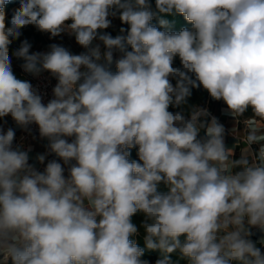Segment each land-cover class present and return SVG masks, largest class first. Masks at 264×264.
Here are the masks:
<instances>
[{"label": "clouds", "instance_id": "1", "mask_svg": "<svg viewBox=\"0 0 264 264\" xmlns=\"http://www.w3.org/2000/svg\"><path fill=\"white\" fill-rule=\"evenodd\" d=\"M9 2L0 0V118L36 124L50 151L75 163L67 177L57 160L40 172L13 148L15 131L0 129V264H148L130 239L137 212L146 248L164 253L156 264H173L176 251L188 264H264L250 239L252 228L264 232V0H155L156 11L150 0H20L8 26ZM113 9L126 36L98 33ZM157 13L182 15L191 30L171 31L163 18L158 28ZM29 25L87 49L30 53L24 40L12 53L26 73L57 80L47 104L11 67L9 45ZM113 49L123 53L115 72ZM200 86L237 123L251 109L243 131L232 130L238 159L206 108L192 106L189 118L169 111ZM134 147L139 161L128 158Z\"/></svg>", "mask_w": 264, "mask_h": 264}, {"label": "trees", "instance_id": "2", "mask_svg": "<svg viewBox=\"0 0 264 264\" xmlns=\"http://www.w3.org/2000/svg\"><path fill=\"white\" fill-rule=\"evenodd\" d=\"M19 2L20 0H10V2L5 5L4 11L6 13V25L10 26V20H11L13 10L19 7ZM150 3L152 5V10L156 11L155 0H150ZM113 11H115L116 13L115 15L117 16L120 28L125 30L124 32H122V36H126L127 30L130 28V25L121 22L119 18L120 10L113 9ZM161 18L166 19L169 22V30L171 31L179 32L183 28H187L191 30V27H192L191 24L188 21H186V19L182 15H179V14L168 15V14L157 13V16L152 20L151 23L157 26L158 28H160L159 19ZM67 23H71V21H68ZM160 30H164V29L161 28ZM21 33L22 35L18 39L13 40L12 43L9 45V56L11 57V67H12V71L14 75L18 79L28 80L30 82L29 77L22 71L21 65L23 64L24 61L22 59H17L15 56L12 55V53L20 47L22 41L24 40H27L31 44L30 53H32L33 49H35L36 47L45 48L48 45L47 38H46L47 33L37 30L36 27L32 25H29L21 29ZM110 35L112 37H116L113 32H111ZM127 50L131 51L130 46L127 47ZM117 51L120 56L123 55V53H121L119 50ZM173 67H176V68L181 67L180 60L178 57L175 58L173 62ZM116 70L117 69L115 65L113 67L112 72H115ZM169 79H170V82L173 84V86H175L177 82L176 79L172 77H170ZM191 93L192 94L188 98L187 104L185 106H183L182 108H174L170 106L169 111L173 113L177 111H183L185 117H189L190 108L192 106H198L202 108H207V110L211 114L214 112V116H218L220 112V107H221V103H220L221 100L220 101L211 100L209 98V93L202 86H200L199 88H192ZM251 116H252L251 109H249L244 114V116L241 117V121ZM8 117H10V115L4 118H0V123H2ZM206 119L210 120V117H207ZM204 136H205V132L204 130H201L198 138H203ZM129 152H130V155L128 158L130 161L131 160L139 161L138 147L129 149ZM233 158L238 159L239 156L234 155ZM158 191H160L161 193H164V192H167L168 189L166 188V186L161 184L158 187ZM131 220H132V223H134L137 226L138 233L134 236H131L130 239H132L139 247L145 249L144 254L141 257V260L147 261L148 264H156L157 260L163 258L164 253H162L159 250H148L146 248L145 242H144V236L146 233L143 227L141 226L144 220L143 214L140 212H137L135 215H133ZM180 239L183 241L184 237L182 236ZM168 255L171 261L173 262V264H188L187 260L181 256L179 251H176ZM8 264H12L11 260L8 261ZM233 264H237V262H233Z\"/></svg>", "mask_w": 264, "mask_h": 264}, {"label": "crops", "instance_id": "3", "mask_svg": "<svg viewBox=\"0 0 264 264\" xmlns=\"http://www.w3.org/2000/svg\"><path fill=\"white\" fill-rule=\"evenodd\" d=\"M108 19L111 21L110 26L107 29L98 30V33L104 34L108 33L110 34L113 32L115 36H121V28L119 27H113V20L117 19V16H109ZM118 20V19H117ZM47 46L45 48H39L36 47L33 49V52H48L50 50V45L57 44L60 46H63L67 50H69L72 54L78 55L81 53H85L87 49H84L81 47L75 40L74 35H70L68 32H63L61 35L55 37L54 41H47ZM96 45H99L101 52L103 53L106 51V48L102 41H100L98 38L95 39L92 43V47H95ZM122 56L119 55L117 49H113V62L109 66L110 70H113V67L116 65L114 63L116 60L121 58ZM100 63H105L103 60L100 61ZM83 70V69H82ZM209 98L213 100L210 95ZM222 101V100H221ZM219 123H221L225 128V145L228 148H232L234 151V155H238L240 157L241 155V148L243 145H240L237 143L236 136L233 135L232 130L235 128L238 131H243L244 125L242 121L240 123H237V121L229 114L227 110V105L222 101L220 112L218 116H215ZM9 128H12L15 131V138L13 141V148H19L22 151H27L29 155V164L33 165L36 170L43 172L47 163L51 160H57V162L61 163L64 167V175L65 177L68 176V169L71 166V164H74L75 161H71L69 165H64L63 161L60 160L54 153L50 151L49 148V140L47 138H43L40 136V133H34L30 136L28 139H20V134L22 131V127L17 125L16 122L10 117L6 118L2 123H0V129L3 131H7ZM69 142H71L74 137H65ZM252 149L254 151H257L259 148L258 144H253ZM39 155H45V161L44 163H40L37 157ZM253 235L250 237V239L256 243L257 247L261 249V252L264 253V245L260 244V240L264 238V232H261L258 228H252L251 229Z\"/></svg>", "mask_w": 264, "mask_h": 264}, {"label": "built area", "instance_id": "4", "mask_svg": "<svg viewBox=\"0 0 264 264\" xmlns=\"http://www.w3.org/2000/svg\"><path fill=\"white\" fill-rule=\"evenodd\" d=\"M22 71L29 77L30 83L33 85L34 89H36L38 93L41 95L43 103L47 104L49 100L54 98L52 90L55 87L57 80L54 77H52L50 73L41 72L38 76H34L32 74L26 73L23 69ZM213 116L214 115L210 113V116H209L210 119ZM186 118H189V117H186ZM34 133H39V128L36 124L34 123L30 124L26 128L22 127L20 139L21 140L28 139Z\"/></svg>", "mask_w": 264, "mask_h": 264}, {"label": "rangeland", "instance_id": "5", "mask_svg": "<svg viewBox=\"0 0 264 264\" xmlns=\"http://www.w3.org/2000/svg\"><path fill=\"white\" fill-rule=\"evenodd\" d=\"M113 27H120L117 19L113 20ZM47 41H54L55 37H51L49 33L46 34ZM222 104V101L220 102ZM214 115V112L212 113Z\"/></svg>", "mask_w": 264, "mask_h": 264}, {"label": "water", "instance_id": "6", "mask_svg": "<svg viewBox=\"0 0 264 264\" xmlns=\"http://www.w3.org/2000/svg\"><path fill=\"white\" fill-rule=\"evenodd\" d=\"M0 260H2V256H0Z\"/></svg>", "mask_w": 264, "mask_h": 264}]
</instances>
